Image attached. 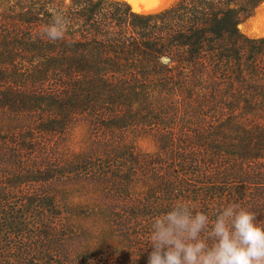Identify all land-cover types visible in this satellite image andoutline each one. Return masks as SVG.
Returning <instances> with one entry per match:
<instances>
[{"label":"trees","instance_id":"1","mask_svg":"<svg viewBox=\"0 0 264 264\" xmlns=\"http://www.w3.org/2000/svg\"><path fill=\"white\" fill-rule=\"evenodd\" d=\"M262 2L138 13L123 0H0V120L16 122L0 125V264H146L151 220L177 199L209 213L239 202L264 220V36L238 28ZM56 17L67 30L51 41ZM77 122L89 146L63 161ZM75 183L101 188L122 247L82 249L55 189Z\"/></svg>","mask_w":264,"mask_h":264},{"label":"clouds","instance_id":"2","mask_svg":"<svg viewBox=\"0 0 264 264\" xmlns=\"http://www.w3.org/2000/svg\"><path fill=\"white\" fill-rule=\"evenodd\" d=\"M66 30L56 17L42 34L56 41ZM145 245L146 264H264V220L239 202L218 203L209 213L177 199L152 218Z\"/></svg>","mask_w":264,"mask_h":264},{"label":"rangeland","instance_id":"3","mask_svg":"<svg viewBox=\"0 0 264 264\" xmlns=\"http://www.w3.org/2000/svg\"><path fill=\"white\" fill-rule=\"evenodd\" d=\"M67 1L65 0V2ZM123 1L127 2L138 13H156L169 8L177 0H158L155 3L150 2V0ZM6 2L5 10L8 12L11 4ZM238 28L249 37L264 36V2L257 6L252 15L242 21ZM14 48L15 45H13ZM19 59H23L22 56H19ZM0 125L7 129L15 126L16 122L3 117L0 120ZM124 143L144 153H153L157 150V144L150 134H129ZM88 146L87 123L77 122L70 127L65 138L60 139V145L57 148L59 153L57 154L59 157L61 156L63 161H74ZM138 188L143 189L145 186L141 185ZM55 189L68 211L70 222L75 224L80 231L85 232L82 249L111 251L123 246L124 241L112 231L108 214L99 201L101 188L98 185L75 183L65 186L57 185Z\"/></svg>","mask_w":264,"mask_h":264},{"label":"snow or ice","instance_id":"4","mask_svg":"<svg viewBox=\"0 0 264 264\" xmlns=\"http://www.w3.org/2000/svg\"><path fill=\"white\" fill-rule=\"evenodd\" d=\"M150 2L155 3L158 2V0H150Z\"/></svg>","mask_w":264,"mask_h":264}]
</instances>
